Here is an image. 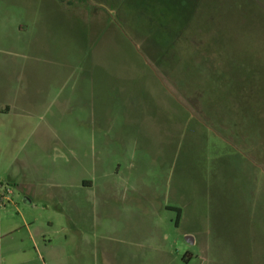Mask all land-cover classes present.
Here are the masks:
<instances>
[{
    "label": "rangeland",
    "instance_id": "obj_1",
    "mask_svg": "<svg viewBox=\"0 0 264 264\" xmlns=\"http://www.w3.org/2000/svg\"><path fill=\"white\" fill-rule=\"evenodd\" d=\"M97 1L0 0V86L19 87L18 118L26 115L28 106L33 105L28 97L35 94L29 92V88L61 85L70 90L81 85H94L98 88L93 95L96 132L102 153L100 164L113 158L111 160L118 166L120 161L128 158L122 173H132L134 167H140L144 178L154 175V188L155 184L160 187L157 189L159 205L160 201L177 205L179 192L187 201L202 186L199 177L204 180L202 142L203 135L211 134L210 103L217 102L225 110L228 106L226 99L215 98L213 93L207 95L206 92L199 111L198 103L180 91L181 84L188 91L196 86L206 91L208 86L216 85L210 79L213 72L224 76L218 84L225 95L231 82L228 75L244 76L246 73L251 79L250 83L243 84V89L256 95L252 106L255 109L254 138L256 149L261 152L258 163L260 179L264 181V0H122V8L118 6L120 2L113 8H100ZM19 8H59L51 15L58 23L52 22L47 27L38 17L41 14H20ZM146 8H174L178 13L181 9L182 18L186 20L189 16L190 21L201 24L199 29L210 32L209 42L219 44L220 53L210 55V59L221 69L214 65V69L211 65H193L191 69L194 57L187 56L174 73L175 82L168 79L146 54L150 53L152 59L159 57L148 45L147 34L140 29L146 20L140 12ZM192 37L187 36L186 40L195 39ZM55 41L59 43L55 44ZM203 73L208 75L205 79H201ZM41 102L35 103L40 111L33 110L30 114L36 123L48 121L58 108L52 98ZM72 105L61 106L62 129L68 132L81 112L74 103ZM87 109L91 112L89 107L81 112L85 120L90 115ZM222 119L227 126L231 122L227 111ZM252 124L249 120H238L237 128L248 136L252 134ZM49 137L43 141L37 140L36 136L0 140L1 205L20 203L19 207L29 208L24 204L30 190L40 199L55 196L56 192H61L58 180L69 198L78 197L74 186L78 183L75 158L67 156V148L62 142L52 135ZM126 143L135 144L131 153L124 150ZM239 151L229 146L223 159V164L228 167L227 209L235 207L233 201L239 187L230 168L248 166L247 153L241 148ZM252 163H257L255 158ZM84 196L91 205L93 193L87 191ZM50 207L53 213L55 205ZM61 209L65 215L72 213L70 205L64 204ZM175 220L176 214L166 229H173L180 236L179 262L187 264L188 243L184 233L190 224L185 214L180 230H177ZM148 224L151 228L152 221ZM84 232L87 235L84 247L89 250L82 264H92L90 247L103 249L104 240L93 238L87 228ZM96 264H110L106 253L96 260Z\"/></svg>",
    "mask_w": 264,
    "mask_h": 264
},
{
    "label": "crops",
    "instance_id": "obj_2",
    "mask_svg": "<svg viewBox=\"0 0 264 264\" xmlns=\"http://www.w3.org/2000/svg\"><path fill=\"white\" fill-rule=\"evenodd\" d=\"M116 2L122 8V0L97 1L100 8H113ZM56 9L59 8H19L17 12L41 14L38 17L48 27L52 22L58 23L51 17ZM96 91L94 85L70 90L61 85L29 88L35 94L28 97L33 105L25 110L28 115L24 112L26 115L19 119V87L0 86V140L36 136L43 141L52 135L67 148V156L75 158L78 175V183L74 185L77 198H69L58 180L61 192L55 196L40 199L30 190L24 204L29 208L19 207L20 203L0 206V264H82L89 250L83 243L87 236L85 228L91 230L93 238L104 240L103 249L90 247L92 264L104 253L110 264H180V236L173 229H166V225L173 223L174 214L177 230L185 214L190 224L184 233L188 243L187 264L197 261L198 264H264V186H261L264 181L260 179L261 152L256 149L254 125L252 134L247 136L238 128L229 129L222 118H210L211 134L203 135L202 142L205 162L204 180L199 177L202 186L187 201L179 192L177 205L160 201V206L157 198L160 187L155 184L154 188V175L144 178L140 167H134L132 173H122L128 158L118 166L113 158L100 164L102 153L93 95ZM50 98L58 104L57 111L48 121L36 123L30 115L33 110L40 111L35 103L42 104L41 100L48 102ZM72 103L81 112L85 107L91 108V112L87 109L90 115L86 120L80 112L74 125L70 123L73 127L68 132L62 129L61 106H73ZM16 116L18 119H11ZM229 146L247 153L248 166L230 168L239 187L233 201L235 207L227 209L228 167L223 159ZM123 148L131 153L135 144L126 143ZM87 191L94 195L91 205L84 196ZM64 204L70 205L71 214H63ZM52 205L55 214L50 212Z\"/></svg>",
    "mask_w": 264,
    "mask_h": 264
},
{
    "label": "trees",
    "instance_id": "obj_3",
    "mask_svg": "<svg viewBox=\"0 0 264 264\" xmlns=\"http://www.w3.org/2000/svg\"><path fill=\"white\" fill-rule=\"evenodd\" d=\"M140 16L146 17L145 22L141 23L140 29L147 34L143 33L150 40L148 45L152 47L155 54L159 55V57L152 59L150 53L146 54L155 64V67L160 72L162 71L163 74L167 75V78L172 82H175L173 77L180 62L182 66V60L187 56L191 58L194 57L191 69L193 65H201V67L203 65H211V68L212 65H214L219 70L221 69L219 65L217 66L215 62L210 59V55L218 54L221 51V49L218 48V42H209V38L211 37L210 32L199 29L201 24L199 25L190 21L189 16L186 17V20L182 18L181 9L178 13L174 8H146L145 11L140 12ZM198 31H202L205 34L198 33ZM188 33H192L193 35ZM206 33H209V35ZM187 36H193L192 38L195 39H192L193 41L191 39L186 40ZM206 37L207 42H204ZM214 66L212 69H214ZM206 76L208 75L203 73L201 79H205ZM247 76L246 73L244 76H241V74L228 75L231 82L229 83L230 88L225 95V91H223L218 84L220 83V79H222L221 77L224 76L214 74L213 72L211 73L210 79L214 80L216 84L214 87L208 86V90L205 89L206 91H203V89L196 86L195 89H189L190 91H188L187 88L184 89L181 84L180 91L186 97L189 96L191 101L198 103L199 111L202 110L201 106L204 101L201 100L205 97L206 92L207 95L213 93L212 96L215 98L221 100L226 99L224 100L228 103L226 110L225 108H220L218 103L213 100L215 103H210L211 108L207 111L211 118L218 119L222 118L225 111H227L229 116H231V122H229L228 125L229 129L235 130V128H237V121L242 119L249 120L253 123L251 125L253 126L255 122V112L253 111H255V109H253L252 106L256 100V95L252 92H248L249 90L243 89L244 83H250L251 77ZM215 91L217 92L214 93ZM253 127L255 131V125Z\"/></svg>",
    "mask_w": 264,
    "mask_h": 264
},
{
    "label": "built area",
    "instance_id": "obj_4",
    "mask_svg": "<svg viewBox=\"0 0 264 264\" xmlns=\"http://www.w3.org/2000/svg\"><path fill=\"white\" fill-rule=\"evenodd\" d=\"M1 205V204H0ZM1 206H3V205H1Z\"/></svg>",
    "mask_w": 264,
    "mask_h": 264
}]
</instances>
